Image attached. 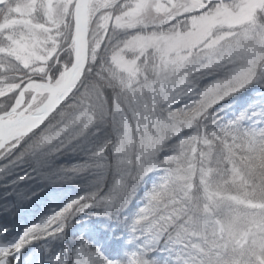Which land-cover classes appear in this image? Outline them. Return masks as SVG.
Returning <instances> with one entry per match:
<instances>
[{
  "label": "snow or ice",
  "instance_id": "6c2138e0",
  "mask_svg": "<svg viewBox=\"0 0 264 264\" xmlns=\"http://www.w3.org/2000/svg\"><path fill=\"white\" fill-rule=\"evenodd\" d=\"M0 264H264V0H0Z\"/></svg>",
  "mask_w": 264,
  "mask_h": 264
}]
</instances>
